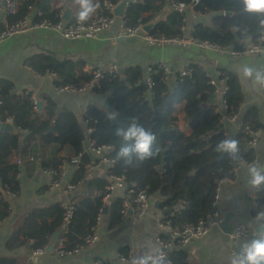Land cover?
I'll list each match as a JSON object with an SVG mask.
<instances>
[{"label":"trees","instance_id":"trees-1","mask_svg":"<svg viewBox=\"0 0 264 264\" xmlns=\"http://www.w3.org/2000/svg\"><path fill=\"white\" fill-rule=\"evenodd\" d=\"M17 1L18 10L7 18H21L31 14V8L40 0ZM104 1L117 2L100 0L102 10L97 14H109L103 5ZM168 1L176 3L189 0H135L124 11V25L130 28L141 27L162 12ZM192 7L197 13H208L212 16L209 23L200 22L194 26L192 36L198 40L223 45L229 42L257 40L264 34V23H261L264 18L243 11V0H198ZM42 15L53 20L60 19L57 10L45 8ZM182 24L184 13L173 9L157 21L149 35L181 36ZM36 56L46 63L42 70H38L39 73L46 70L53 72L54 84L83 83L91 77V73L87 74L81 70L71 73L70 66H66L67 63L52 61L48 55ZM33 67L38 68L35 65ZM150 68L152 78L150 89L142 84L144 72L136 65L125 68L123 78L108 74L98 85L91 88L95 94H102L108 98L113 109L120 113L126 123L123 127L126 128L129 118L135 116L145 128H150L155 133L156 140L152 146L155 155L143 162H136L135 155L129 164L125 163L128 158H117L121 144L126 142L121 136L115 135V129L120 125L113 124L108 119L109 113L103 105L89 104L81 117L67 108L57 109L53 105L49 108L48 119L36 124L26 120V107L15 105L12 94L0 90V122L5 123L7 119H12L17 130L24 131L25 141L32 153L29 156L33 159L38 152L37 147H33L35 142L47 146L56 145L57 155L42 160L41 167L59 170L64 166L69 170L68 183L71 184L85 178L86 166L95 160L88 151L84 152L83 142L88 139L94 147L109 146L110 149L105 155L113 161L108 165L107 175L121 176L131 184L130 189L140 188L150 198H160L159 210L168 212L162 221L182 230L185 225H195L199 219H206L213 214L216 208L213 204L214 195L219 181L232 178L240 161L251 162L254 159V151L249 146L252 137L247 130L262 129L264 124L260 121L257 106H250L244 112L241 111L243 91L235 73L221 70L228 75V80L224 95L226 108L219 110L217 101L210 102L214 86L210 84V76L203 65L190 64L188 66L190 73L185 75L178 73L172 81L165 70L157 64ZM3 84L4 81L0 80V86ZM183 101L184 122L190 127L191 132L183 135L178 141H168L164 134L177 128L171 121V113L174 105ZM224 115L241 117V126L233 138L238 141L240 160L232 159L227 152L215 151L217 144L227 139L222 122ZM51 125L53 131L47 132ZM20 139V134L0 130V220L9 214L7 196L19 193L20 183L17 176L20 173V165H16L12 158L19 155ZM74 156H79L76 164L72 161ZM109 182L106 178H93L89 182L91 192L69 202L73 206V211L67 224L63 222L64 208L61 202L27 210L13 225L6 243L7 247L28 245L27 238L34 239V242L29 244L32 249L44 244H56L55 233H58V239L63 238L65 249L79 247L84 244L87 236L94 234L93 227L105 206L109 227L119 223L123 216L121 210L125 198L115 197L104 201V188ZM263 213L264 190L256 199L254 218ZM262 221L264 223V219ZM262 237L264 234L260 238ZM117 252L129 255L123 249ZM166 255L171 264H189L185 248L167 251ZM96 259L98 258L94 260ZM0 264L21 263L11 258L0 257ZM102 264L112 263L102 259Z\"/></svg>","mask_w":264,"mask_h":264},{"label":"crops","instance_id":"crops-1","mask_svg":"<svg viewBox=\"0 0 264 264\" xmlns=\"http://www.w3.org/2000/svg\"><path fill=\"white\" fill-rule=\"evenodd\" d=\"M91 4L94 10L87 17L96 15L102 10L100 0H91ZM45 8L57 10L60 18L68 13L67 16L70 19L79 18V13L83 10L79 0H50ZM173 9L171 1L166 2L161 18ZM34 10L35 6L31 8V14ZM0 13L3 15L1 21L9 16L4 7H1ZM183 13L186 35H192L197 23H209L212 17L208 13H197L191 6ZM118 31L117 24H114L95 37L65 39L54 31L37 29L5 39L0 42V80L4 81L0 90L3 93L12 94L15 105L27 108V121L39 124L48 119L49 108L53 105L57 109L67 108L81 117L89 104L95 103L102 106L106 96L95 94L91 89L84 92H56L53 87L55 76H40L41 72L39 73L38 70H42L44 68L42 66L46 63L36 55H48L52 61L67 63L66 66H70L71 73L81 70L89 74L94 69L114 62L122 71L130 65L139 66L146 77L150 66L160 64L165 67L171 81L176 78V74L181 75L187 70L190 64L198 63L205 67L210 77L215 76L216 72L221 70L235 73L243 91L241 111L244 112L250 106H257L260 121L264 124V87L242 75L244 66H251L254 72H260V69L264 67V54H243L238 57H231L228 54L217 55L209 49L199 50L174 44H148L144 41L146 34L144 31L134 36H121ZM33 65L38 67L37 70ZM216 99L218 100L217 97L210 98V102H215ZM33 100L39 101L41 108L33 105ZM183 108L184 101L174 105L171 121L177 125V128L164 134L168 141H178L183 135L191 132L190 127L184 122ZM241 122V117H236L235 121L224 122L227 138L235 137ZM23 132L18 130L17 133L21 136L19 156L23 159L18 177L20 188L17 195L7 196L9 214L0 220V257L11 258L21 264H92L95 258L115 264L116 253L121 249L126 250L132 256H142L149 252L154 255L156 254L154 249H162L156 242V237L164 238L169 235L160 226L165 216L164 213L159 208L153 207V200L158 197L150 198V207L142 216H135L132 209L128 208L121 221L112 227L108 225L107 212L102 213L98 218V223L93 227V232L97 235L95 244L74 255L60 256L54 252L34 255L29 244L8 248L6 243L13 225L27 210L49 203H69L78 197L82 198L91 192L89 182L95 177L111 181L110 175H107L108 165L104 164L103 168L100 166L99 155L90 149V142L87 139L83 142L82 149L84 152L88 151L95 160L86 166V177L76 183L71 191L65 189L64 183L54 189H49L48 175L44 172L40 162L56 156L58 148L56 145L47 146L35 142L33 147L36 146L38 152L35 159H30L29 154L32 153L29 151V146L25 141L26 134ZM249 146L254 151V159L236 168L232 178L222 182L219 191L217 209L224 215L231 214L228 222L230 232H224L216 226L212 227L204 237L190 239L185 246L189 264H229V257L234 255L230 248L233 246L236 248L241 241L232 235L234 229L239 224H245L254 231L256 223L253 212L256 202H253L246 165L256 163L259 166L264 160V131L260 133L255 143H249ZM64 169L67 173L65 181L68 183L70 173L65 167ZM126 189L127 186L126 188L115 187L111 190L108 200L115 197H127ZM258 238L259 236L255 234L250 236L248 241ZM54 239L58 240L55 237Z\"/></svg>","mask_w":264,"mask_h":264},{"label":"built area","instance_id":"built-area-1","mask_svg":"<svg viewBox=\"0 0 264 264\" xmlns=\"http://www.w3.org/2000/svg\"><path fill=\"white\" fill-rule=\"evenodd\" d=\"M135 0H117L116 3H110L108 1H104L103 5L108 10L109 14H96L90 17H87L84 20H80L79 18L66 20L64 18H60L59 20H53L47 16L42 15V12H38L37 14H27L21 18H4L1 21L0 25V42H3L5 39L13 37L15 35L25 33L28 31H33L37 29H48L57 33L60 37L65 39H77V38H91L97 36L99 33L108 30L112 25L117 24L119 35L121 36H134L137 35L140 31H142L141 27L130 28L124 25L123 23V15L126 7ZM198 0H189L188 2H176L172 3L174 9L179 12H183L186 8L192 7L196 4ZM4 3V6H2ZM0 9L4 7L7 14L10 16L17 11V0H0ZM119 4L123 5L122 15L116 16L113 14L114 8H116ZM180 30L182 31L181 36H172L167 37L163 35H144V41L148 44L154 45H166V44H174L180 45L184 47H193L199 50L209 49L214 51L217 55L228 54L231 57H238L243 54H264V34L260 35L257 40H244V41H236L229 42L223 45L211 43L208 41H201L194 38L192 35L185 34V25L182 24L180 26ZM159 67H162L165 72L166 69L164 66L157 64ZM151 67V66H150ZM148 68L147 75L144 78V82L147 84V88L150 89L152 85L151 78V68ZM260 72L264 73V67L260 69ZM167 73V72H166ZM190 73V69H187L181 73V75H185ZM119 76L123 78L125 75L123 71L117 66L116 63H109L102 68L94 69L91 72V77L88 78L83 83L77 84H54L53 87L56 92H84L86 90L91 89L93 86L98 85L100 80L106 75ZM43 75H55L53 72L48 70L41 72L40 76ZM227 80L228 76L221 71H217L215 76L210 77V84L214 86L213 98H218L217 102L219 103L218 109L224 110L226 108V101L224 98L226 89H227ZM36 101L33 100V105H36ZM86 112V111H85ZM236 116L233 115H224L222 117V122L225 121H235ZM11 121L12 124L15 122L11 119H7L6 122ZM2 123V122H1ZM264 131V127L262 129H258L255 131L247 130L248 134L252 137L250 144H254L255 140L259 137L260 133ZM89 147L92 151L99 155V160L101 164L109 165L113 160L105 155V153L110 149L107 145L94 147L91 143ZM32 159V157H29ZM79 156L72 157L73 163H78ZM14 162L16 165H22L23 159L18 155L15 157ZM246 163L245 161H240L238 163V167L242 164ZM262 172H264V160L259 165ZM44 172L48 175V187L49 189H54L60 186L62 183L65 184V189L67 191H71L76 184L67 183L64 179L66 173L63 166L61 169H53L47 168L44 169ZM19 175L17 176V178ZM111 181L105 186V194L103 196V200L107 201L111 190L115 187H124L126 188V181L121 176L110 175ZM225 180V179H224ZM224 180H220L216 193L214 195L213 204L216 206L213 214L208 216L206 219H199L197 224H187L183 227L182 230H178L171 226L167 222L161 221L160 226L164 230L167 231L168 237H156V242L162 248L161 251L165 253V262L166 264H171L170 259L166 255L167 251L173 249L185 248L188 241L190 239H197L204 237L212 227H216L222 222L224 218V213L217 209V203L219 199V191L221 189V184ZM253 202H256V199L260 192L264 190V183H262L258 188H254L250 185ZM128 196L125 197L123 201V207L121 210L122 215L126 214L127 209L131 208L135 216H142L145 214L147 209L150 207L151 199L149 195L140 188L130 189L127 187ZM64 212H63V222L67 224L71 220L73 206L69 203H62ZM100 217V216H99ZM98 217V218H99ZM98 223V219L96 221ZM235 238H239L241 245L243 242L248 241L250 236L255 235V232L245 224H239L233 231L232 234ZM97 240L96 234H91L85 238L84 244L76 247L74 249H65L63 246V238L58 239L56 244H44L43 246L32 249V254L34 255H42L47 252H54L60 256H69L74 255L81 250L88 248L95 244ZM28 244H32L34 242L33 238H27ZM51 248V250H49ZM232 254L237 253L236 248L233 246L230 248ZM155 255V254H154ZM136 256L132 255H123L119 252L116 253L115 256V264H131L132 258ZM92 264H102V259L98 258L93 260Z\"/></svg>","mask_w":264,"mask_h":264},{"label":"clouds","instance_id":"clouds-1","mask_svg":"<svg viewBox=\"0 0 264 264\" xmlns=\"http://www.w3.org/2000/svg\"><path fill=\"white\" fill-rule=\"evenodd\" d=\"M82 11L79 13V19L84 20L88 14L94 10L91 0H79ZM243 11L248 13H255L260 18H264V0H243ZM264 23V19L261 20ZM242 75L246 78L252 79L256 84L264 87V73L255 71L251 66H244ZM120 113L113 109L108 114V119L114 121ZM115 135L121 136L123 141L117 158H128L125 160L126 164L131 163V158L135 155L136 162H143L146 159L155 155L153 144L156 140L155 133L150 128H145L140 123L138 117H131L128 120V126H117ZM130 142V143H127ZM215 151L218 153L227 152L234 160H240L238 141L232 138H227L220 141ZM248 175L250 177L248 183L258 188L264 183V172L256 164L246 165ZM155 255L149 252L148 254L132 258L131 264H165V253L159 248L154 249ZM170 264V262H169ZM229 264H264V237L245 241L240 245V251L229 257Z\"/></svg>","mask_w":264,"mask_h":264},{"label":"water","instance_id":"water-1","mask_svg":"<svg viewBox=\"0 0 264 264\" xmlns=\"http://www.w3.org/2000/svg\"><path fill=\"white\" fill-rule=\"evenodd\" d=\"M49 2H50V0H40L38 2V4L35 6V10L33 12V15L37 14L38 12H42L43 9H45V7L49 4ZM2 6H4V3H2ZM122 9H123V5L119 4L116 8H114L113 14L116 15V16H121L122 15ZM162 14H163V12L158 13L152 20H150L149 22L143 24L141 26L142 31H144L146 34H148L154 28V26L156 25L157 21L161 18ZM225 14H229L230 15L231 12H225ZM67 15H68V13L65 14L63 16V18L66 19V20H70L69 16H67ZM2 17H3V15L0 13V21H1ZM142 84L147 88V84L144 81L142 82ZM107 95L109 96L110 92H108ZM210 98L211 99L213 98V94L210 95ZM102 104H103V106L105 107V109H106V111L108 113H110L113 110V107L111 106L108 98H105L103 100ZM36 105H37V108H41V103L39 101H37ZM111 122L113 124H116V125L126 126V123L123 121V119L121 118L120 115H118L114 121L111 120ZM0 130L9 131V132H12V133H15V134L18 133L17 128L15 127L14 124L11 123V121L5 122V123H1L0 122ZM52 131H53V126L51 125L47 132H52ZM100 166L102 168L105 167L104 164H100ZM64 179L65 180L67 179V174H65ZM126 186L129 188V186H131V184L128 182V183H126ZM160 202H161L160 198H155L153 200V207L158 209ZM105 212H106V206L104 207L102 213H105ZM163 213H164V215L168 214L167 211H164ZM230 215L231 214H229V213L225 214L222 222H220L219 225H218L219 228H221L224 232H227V233L230 232V228L228 226ZM254 219H255V223H256V225L254 227V232L260 238V236L262 234H264V223L262 221L264 219V213L262 215H258ZM54 237L58 238V233L54 234ZM49 250H51V248H49ZM239 251H240V245H238L236 247V252H239Z\"/></svg>","mask_w":264,"mask_h":264}]
</instances>
